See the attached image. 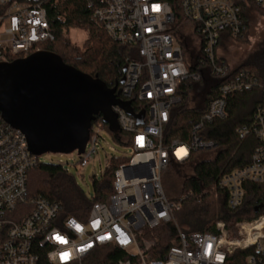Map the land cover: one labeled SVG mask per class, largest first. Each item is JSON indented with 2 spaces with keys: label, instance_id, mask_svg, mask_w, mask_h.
<instances>
[{
  "label": "built area",
  "instance_id": "built-area-1",
  "mask_svg": "<svg viewBox=\"0 0 264 264\" xmlns=\"http://www.w3.org/2000/svg\"><path fill=\"white\" fill-rule=\"evenodd\" d=\"M63 1L0 0V62L27 56L54 40L47 10ZM84 1L108 36L133 53L125 60L116 93L118 100L130 102L131 112L119 104L111 106L117 139L130 146L131 154L115 168L113 192L105 201L93 202L84 219L64 216L59 202L28 195L27 175L37 156L30 153L21 131L0 113V264H40L41 256L46 264H85L107 246L124 252L116 264H224L235 250L247 248L253 249L245 258L247 264H264V212L235 221L234 234L221 221L212 232H184L173 224L176 242L163 258L148 259L140 243L144 228L173 222L179 208L162 186L169 160L182 162L192 150L213 147L198 135L204 122L225 116L228 94L254 86L262 91V102L237 134L241 138L253 134L257 144L248 162L224 173L217 185L226 195V206L236 209L243 203L246 184H264V84L248 69L235 72L217 51L222 36H243L249 10H264V0H180L178 10L167 0ZM185 28L200 51L198 60L187 63L191 69L185 63ZM204 74L226 79L192 125L189 142L165 145L163 126L178 100V85L185 79L197 82ZM92 135L93 130L79 154L81 167L96 152L97 137Z\"/></svg>",
  "mask_w": 264,
  "mask_h": 264
},
{
  "label": "trees",
  "instance_id": "trees-1",
  "mask_svg": "<svg viewBox=\"0 0 264 264\" xmlns=\"http://www.w3.org/2000/svg\"><path fill=\"white\" fill-rule=\"evenodd\" d=\"M167 1L173 9L178 10L180 0ZM259 11L264 13V10L259 9ZM47 13L54 40L40 44V50L58 54L65 63L92 76L96 75L108 87L117 84L118 90L125 60L132 56V50L118 44L108 36L84 0L55 3L48 8ZM179 23H181L180 18L177 20V24ZM185 26L188 27L189 24L185 23ZM72 27L82 28L87 32L81 49L71 44L66 37L68 29ZM192 45H195L193 41ZM185 50L186 64L200 58L199 49L190 53L185 45ZM18 57L21 56L15 58ZM187 66L189 69L192 68L188 64ZM241 68L248 69L259 83L264 84V47L251 59L235 66L234 71L237 72ZM225 79L217 80L204 74L203 78L197 82L188 79L180 82L176 89L178 100L171 106L169 119L163 126L165 145L172 141L189 142L192 125L205 112L208 101L218 94L216 87L219 82ZM262 99V91L256 86L228 94L225 116L204 122L198 132L201 139L212 142L214 146L208 150H192L188 159L182 162L169 160L166 169L168 167L179 169L181 188L176 197H169L165 191L164 193L170 201L177 202L179 205L173 216L182 231L212 232L214 224L221 221L233 233L232 224L235 221L252 219L264 212V184H246L243 203L236 209H229L226 206V195L217 185L218 179L224 173L248 162L257 140L253 134L239 137L237 129L251 122ZM94 122L106 125L114 137L118 138V132L110 130L101 115H97L91 122L90 131ZM127 161L128 157H111L100 179L94 178V196L90 198L78 187L74 177L60 164L37 160L28 171V195L57 201L62 206V215L84 219L93 202L105 201L113 192V172L120 164ZM186 168L190 169V173H184ZM210 194L220 201L215 210L211 209L206 201ZM175 231L176 228L172 222L161 223L152 229L144 228L140 243L142 248L147 249V258H163L168 247L176 242ZM252 252L251 248L235 250L224 264H247L245 258ZM123 257V251L115 246H107L96 252L85 264H116V261ZM40 264H46L43 256H41Z\"/></svg>",
  "mask_w": 264,
  "mask_h": 264
},
{
  "label": "water",
  "instance_id": "water-1",
  "mask_svg": "<svg viewBox=\"0 0 264 264\" xmlns=\"http://www.w3.org/2000/svg\"><path fill=\"white\" fill-rule=\"evenodd\" d=\"M123 77L119 84H122ZM117 84L108 87L48 50L0 62L2 119L25 136L31 154H81L91 122L101 115L110 130L119 131L111 106L131 112L130 102L117 99Z\"/></svg>",
  "mask_w": 264,
  "mask_h": 264
},
{
  "label": "rangeland",
  "instance_id": "rangeland-1",
  "mask_svg": "<svg viewBox=\"0 0 264 264\" xmlns=\"http://www.w3.org/2000/svg\"><path fill=\"white\" fill-rule=\"evenodd\" d=\"M249 15L248 28L243 36L237 38L222 36L217 47L218 53L222 54L233 67L251 59L264 47V13L251 8ZM188 32H190V29L185 28L184 46L186 45L191 53L197 51L198 46L192 45V37ZM66 37L71 44L81 49L87 37V32L85 29L72 27L68 29ZM92 130V136L97 137L96 152L91 155L87 164L83 167L78 163L79 154L76 151L70 153L45 152L37 156L39 162L62 164L66 171L74 177L78 187L90 198L94 196L93 180L94 178L100 179L109 159L111 157L127 158L131 154L130 146L123 144L114 137L106 125L94 122ZM184 173H190V169L186 168ZM178 175H180V171L175 167H168L163 173L162 184L166 195L169 197L179 195L181 179ZM206 201L210 208L214 210L220 202L212 194L206 198ZM172 224H177L176 219H174Z\"/></svg>",
  "mask_w": 264,
  "mask_h": 264
},
{
  "label": "bare ground",
  "instance_id": "bare-ground-1",
  "mask_svg": "<svg viewBox=\"0 0 264 264\" xmlns=\"http://www.w3.org/2000/svg\"><path fill=\"white\" fill-rule=\"evenodd\" d=\"M181 151H182V148H179V149L177 150L178 153L181 152Z\"/></svg>",
  "mask_w": 264,
  "mask_h": 264
}]
</instances>
